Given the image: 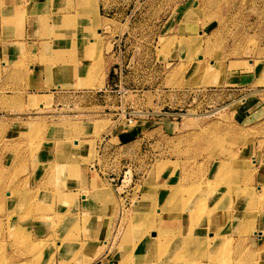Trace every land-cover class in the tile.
<instances>
[{
	"label": "rangeland",
	"instance_id": "374dc122",
	"mask_svg": "<svg viewBox=\"0 0 264 264\" xmlns=\"http://www.w3.org/2000/svg\"><path fill=\"white\" fill-rule=\"evenodd\" d=\"M74 1L63 8L48 1L38 13L55 21L49 33L58 40L82 28L85 42L98 49L95 59L85 57V78L73 87L64 80L48 94L0 89L18 93L0 96V214L6 190L16 196L15 207L0 217V264H29L16 262L25 256L48 264L55 242L34 238L32 221L53 212L57 200L76 201L89 172L93 182L101 180L92 193L106 204L111 228L97 243H78L72 260H80L83 247L86 262L109 242L87 264H108L111 256L110 262L138 264L149 238L150 256L153 228L178 231L166 252L183 246L173 264L211 258L231 264L227 237L206 230L212 214H227L249 196L242 227L250 230L259 207L260 183L247 176L264 165V0ZM58 51L70 62L71 48ZM130 127L133 137L115 136ZM242 151L256 156L238 160ZM155 192L159 199L139 209L138 200ZM42 218L54 226L60 221ZM88 220L78 218L61 241L94 234ZM161 251L149 264H160Z\"/></svg>",
	"mask_w": 264,
	"mask_h": 264
},
{
	"label": "crops",
	"instance_id": "0c3cea01",
	"mask_svg": "<svg viewBox=\"0 0 264 264\" xmlns=\"http://www.w3.org/2000/svg\"><path fill=\"white\" fill-rule=\"evenodd\" d=\"M48 1L50 2L48 3ZM74 2V0H0V89L7 87L8 89H16L14 92L27 90L29 94H48V90L53 92L54 87L61 88V82L64 80L68 83L70 82L71 84L69 85L73 87L74 84L72 83L85 78L82 73L83 69H85V53L83 48L85 43L83 39V34H85L84 30L82 28L78 29L79 32L76 36L68 31V36H70L69 41L66 39H64L65 41L58 40L55 38L54 34L49 33V26L53 25L55 21L51 18L42 20L43 15L38 13L46 3H48L47 7L50 8H63L69 7V3L74 4ZM45 17L47 18L46 15ZM43 32H46V34H43ZM44 40L47 41L48 46L46 48L42 45V41ZM65 47L71 48L70 62L66 55L58 51L63 50ZM24 53L26 56L24 65L14 66ZM64 65H72L73 67L76 65V68H74V70H67V67ZM11 78H13V80ZM223 78L227 77L224 76ZM2 95L12 96L18 95V93H0V96ZM115 131V136H119L124 140L133 137L137 130H131L130 127L116 129ZM247 156L252 157L256 155L250 154L248 151H242L240 154L238 153L237 159L241 160V158ZM80 165L82 167L86 166L82 163H80ZM212 168L213 163H211L209 172L212 171ZM232 168H235L233 164ZM255 170L253 174L247 176L248 178L253 176V180H257L260 183L259 189L256 191V195H258L259 198L257 199L259 207L258 209H254L255 217L253 227H250V230L247 231L245 230L247 229L246 224L245 227H242V222L244 223L246 221L247 212L250 210L248 207L250 200L249 196L248 200L244 199L239 201L233 210L229 211L227 214L223 212L212 214L210 216L211 226L206 230L207 235L214 233L219 234V236L227 237L223 240L226 241L231 248V253L229 254L232 261L231 264H252L256 263L255 261L264 262V247L258 248L264 238V193L262 189L264 186V165H255ZM87 174V180L84 182L86 192L84 191V194H82L83 192L80 191L76 196V201L65 203L56 199L57 201H55L53 212L51 211L50 214H43L41 216L39 215V217L36 216L34 217L36 219L32 221L34 224L32 227V236L34 238L46 239V242H55V244L52 245L49 243L51 247V256L50 260L47 261L48 264H87L94 256L100 255L104 252V249L109 246L108 242L107 246L98 253L93 254L86 262H82V257L84 256L82 247V256H80V260L75 261L71 259L77 245H79L82 240L96 241L97 243L98 240H102L107 236L106 232L111 228L109 226L110 216L108 217L105 212V208H107L106 204L92 193L93 186L101 184V180H95V182L97 181L95 183L91 180L92 173L89 172ZM238 175H240V173ZM66 181L67 183L71 181V190H77L78 186L75 185L74 181ZM30 184L32 185V183ZM63 188L66 190L70 189L66 187V184ZM9 191L10 190H6L3 202L4 212L0 214V217L6 215L8 209L15 207L16 196H8ZM146 194L144 199L138 200L140 201L139 209L147 210L146 208H150L154 199H159L157 192L148 193L147 196ZM83 198L86 200L85 204ZM12 214L15 215L16 211ZM45 215L52 217L58 216V218L60 216V221L54 226L52 224L54 221L52 218H47L46 220L42 218V216ZM83 215H88L91 220L90 222L88 220V226L96 229L94 234L89 235L85 231L88 235L86 238H80L77 239V241L74 239H65L61 241V237L64 236L72 225H74V222L78 218L83 217ZM180 225L181 224H178L177 226ZM240 230L244 233H239ZM251 239H254V242H252ZM116 251L117 253L119 251L118 245ZM112 257L113 256L106 259L109 261L108 264H118L119 261L110 262L109 259ZM200 259L203 262H209L208 256H203ZM25 261H29V264H36L32 261V258H28V256L20 257L16 262L20 263ZM40 261L41 262L38 260L37 264L43 262L42 258Z\"/></svg>",
	"mask_w": 264,
	"mask_h": 264
},
{
	"label": "bare ground",
	"instance_id": "6f19581e",
	"mask_svg": "<svg viewBox=\"0 0 264 264\" xmlns=\"http://www.w3.org/2000/svg\"><path fill=\"white\" fill-rule=\"evenodd\" d=\"M68 16V15H67ZM69 21L67 20V23H68ZM83 42V41H82ZM81 44V43H80ZM81 46V45H80ZM84 53H85V57L86 58H91V59H95L96 58V56L98 55V49L97 48H94L93 46H91L90 44H89V42L87 41V43L85 42L84 43ZM92 55H93V57H92ZM77 145V144H76ZM77 147H80V146H78L77 145ZM69 159V158H68ZM222 167H224V166H222ZM228 187H229V185H228ZM232 188V187H231ZM225 190H226V188H224ZM228 190V189H227ZM229 190H230V187H229ZM228 190V191H229ZM232 190V189H231ZM219 202H218V200H215V203H214V206H216L217 204H218ZM206 206V205H205ZM214 206H213V209H214ZM211 209V208H210ZM145 218V217H144ZM143 218V219H144ZM151 231H152V236H154V241L152 242V244H151V248H150V252H149V255L150 256H153L155 253H157L158 251H160V249H162V251H161V254H159V258L157 257V259L155 260V263H160V264H162V260L163 259H165L166 258V260L165 261H167L168 260V263L169 264H173V263H175L176 262V260H178L179 259V257H181L182 256V252H183V246H177L172 252H171V254L168 256V255H166V252H167V250H168V248H169V246H170V243H171V241L173 240L172 239V236H174V235H176V234H174V232H178L176 229H174V230H164L162 233L163 234H161L160 233V231L158 230L157 232H156V230L155 229H153V228H151L150 229ZM145 234H148V233H145ZM171 236V237H170ZM160 237H162V239H160ZM150 239V238H149ZM149 239H147V241H146V246L147 245H149L150 243H151V239L149 240ZM163 244V245H162ZM146 246H145V251H146ZM144 251V252H145ZM144 252H140V254L139 255H142V256H145V258L143 259V258H141V259H138V264H149V263H151V260L149 259V257L150 256H147ZM169 258V259H168ZM143 259V260H142ZM154 260H152V261H154ZM164 261V262H165ZM210 261H212L210 264H213V258H211V260Z\"/></svg>",
	"mask_w": 264,
	"mask_h": 264
},
{
	"label": "built area",
	"instance_id": "2783aa9c",
	"mask_svg": "<svg viewBox=\"0 0 264 264\" xmlns=\"http://www.w3.org/2000/svg\"><path fill=\"white\" fill-rule=\"evenodd\" d=\"M126 120H127V122H131L132 121L131 117H126ZM126 172H127V169L124 170L121 180L125 179V178H123V176H125ZM114 179H115L114 176L111 177V180H114Z\"/></svg>",
	"mask_w": 264,
	"mask_h": 264
},
{
	"label": "trees",
	"instance_id": "16d2710c",
	"mask_svg": "<svg viewBox=\"0 0 264 264\" xmlns=\"http://www.w3.org/2000/svg\"><path fill=\"white\" fill-rule=\"evenodd\" d=\"M111 73V72H110Z\"/></svg>",
	"mask_w": 264,
	"mask_h": 264
}]
</instances>
